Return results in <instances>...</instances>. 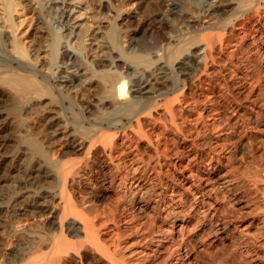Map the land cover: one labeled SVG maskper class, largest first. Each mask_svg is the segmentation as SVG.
I'll list each match as a JSON object with an SVG mask.
<instances>
[{"label":"bare ground","instance_id":"1","mask_svg":"<svg viewBox=\"0 0 264 264\" xmlns=\"http://www.w3.org/2000/svg\"><path fill=\"white\" fill-rule=\"evenodd\" d=\"M38 2L44 15H56L52 27L62 32L49 35L48 57L58 50V63L37 66L42 38L30 50L16 34L22 2L0 0L12 30L0 31V151L18 162L9 166L0 154V264H185L195 241L192 222L210 248L235 234L247 245L264 219L245 208L244 187L236 189L239 178L231 173L247 150V130L264 117V100L247 89L253 58L247 46L256 37L232 42L253 23L264 62V0L210 2L204 6L210 19L199 27L170 3L166 14L186 24L152 59L139 52L136 38L119 49L116 28L108 38L101 34L97 48H88L81 32L80 50L72 48L65 42L75 35L67 1ZM46 66L50 73L41 70ZM109 67L113 73L97 72ZM83 70L96 81L86 83ZM34 114L37 123L26 128ZM187 152L203 170L173 161ZM105 197L112 204L101 209L95 202ZM135 230L156 244L140 257L120 237Z\"/></svg>","mask_w":264,"mask_h":264},{"label":"rangeland","instance_id":"2","mask_svg":"<svg viewBox=\"0 0 264 264\" xmlns=\"http://www.w3.org/2000/svg\"><path fill=\"white\" fill-rule=\"evenodd\" d=\"M11 1L12 2L14 1L22 2V5H19L18 12L14 14V16L16 18V24L18 27V30H17L18 32H16V34L18 37L22 39V42L24 43V45L27 48H30V50H32L34 49V43H33L34 39L37 37L42 38L43 43H41V47L43 48L41 49V52H39L40 58H39L37 66H40L41 63H58L59 62L58 50L54 52L55 56L57 54V56L54 57L55 60L52 59L51 61L49 57L51 56L50 53L52 49H50V46H48L50 44L49 40L51 37L49 35L54 36V34H57V35L62 34V32L60 33V31L56 29V25L53 26L54 28L52 27L53 21H54L53 18L56 15L54 13H51L50 15H47V14L44 15L42 12V7L40 3L38 2L39 0H11ZM66 1H67V4L64 5L65 11L67 12L66 14L71 18V25L72 27H74V31H75V35H73L70 38L67 37V39H65V42H67L69 46L80 50L81 48L79 46V44L81 43L80 34L82 32L84 33L85 36H87L84 40L86 41V45L88 46V48L91 46V44H92V47L93 45H95L96 46L95 48H97L98 46L100 45L102 46L104 44V42H102L104 39L101 38L102 35H105L104 37L108 38V35H109L108 32L116 28L119 31V35H120L119 45H118L120 46L119 49L126 51L129 48V39L136 38L139 41V50L143 49L142 51H144V54H149V55H146L148 56V58L152 57L156 53V51L158 52L160 50H163L162 48H165V47H162V46H165L168 42H169L168 44H170V42L173 41L171 39H173V37L176 38V36L179 34L178 33L179 29L182 28L184 24H186L184 22L187 19L192 20V21L194 20V22H196L194 24L195 27L197 26L199 27L202 24V22L209 20L210 18H206L205 13H204L206 9V7L204 6H207L208 3L211 2V3H218V4L219 3L228 4V0H167V1L166 0H66ZM172 2L175 4L179 3L178 5H180L179 6L180 7L179 10L181 12L180 14H182V12L187 13L186 20L182 19L181 16H178V18L176 19V16H172L168 13L166 14L165 7L169 6L170 3L172 4ZM3 13H4L3 6L0 4V18H2L0 19V26H1L0 31L3 34L11 35L12 30L8 28V24L3 19L5 17V14ZM163 16L167 17L168 20L167 19L164 20ZM120 17L123 18L124 20L118 22V19H120ZM261 17H262V20L264 21V13L262 14ZM157 22H161V26L157 25ZM254 27L256 28V25L253 26V23L250 25H247V28L244 30V33L238 34L235 37L232 44L234 43L238 44V42H241V41L243 42L245 40H247V44H248L249 42L253 40V37L254 38L256 37L255 41H257L258 43L254 44V46H250V45L249 47L247 46V50L250 51V52L247 51V56H251L250 54L251 52H253L252 53L253 58L251 62L249 63L250 65L247 63V67H248L247 69V74H248L247 89L252 91L255 96L256 94L258 95V92H260V94H262V100H264V95H263L264 94V76H263L264 72H262L264 71V62L261 56L262 55L261 52L263 51L262 49L263 43H262V40L259 39V36L253 33V30H255ZM145 33H146V36H145ZM252 33H253V36H252ZM241 37L243 38V40L241 39ZM45 38H47V40ZM244 38L246 39L244 40ZM95 39L97 40L95 41ZM63 41L64 40H62V42ZM168 44L166 46H168ZM173 44L174 43L172 42L171 45ZM256 45H257V48H256ZM36 48L38 47L36 46ZM141 50L139 52L142 53ZM97 51L99 52V49ZM145 51H148V52L145 53ZM48 53L50 55L49 57H48ZM119 53L120 52L116 53L115 58L116 57L117 59L121 58ZM31 55H34V52H32ZM259 55L261 56L262 61L260 60V58H258L260 57ZM72 56L73 54H71V57ZM34 58L35 57H33V59ZM253 59H255L256 61H253ZM222 60L224 61V64H222L223 63L222 61L221 65L227 66L226 65L227 63L225 62L226 59L224 58ZM30 62L33 63L32 60ZM84 62L89 63L90 61L85 60ZM213 68L214 69H212V72L217 70L216 69L217 67L214 66ZM41 70L46 73H50L49 69H47V66L44 68L41 67ZM108 71L110 73L111 72L113 73V70H111L110 67L101 68L97 70V72H99L100 75L101 73L104 75ZM109 72L107 74H109ZM90 73H91L90 70L88 71L83 70L80 73V75L83 76V80L84 79L86 80V83H89L90 81L95 82L97 79V78H92V74ZM261 73L263 75H261ZM68 80H72V79L68 78ZM249 83H250V86L248 85ZM73 93L75 94V92ZM83 99L84 98L80 97V99L78 100L80 103H82ZM45 104L46 103H44V106ZM26 118H25L26 123L23 121L24 124L27 125V126L24 125L26 128L29 126V124L34 125V123H37L35 120L37 118L35 114L30 115ZM255 127H252L247 130V135H248L247 136L248 143H247V150H246L247 152L245 151V153L243 155L240 154V156L237 155L238 159L241 157L240 159L242 160L239 159L240 163L233 170V172L231 173V176H235L239 178L238 183L236 182L235 184L236 189L241 188V191H242V187H244L242 192L245 193L246 198H248V200L246 198L245 200H243L245 203V208H247L246 204L251 209L256 208V212L258 213V218L263 220L264 219V212H263V209H264V191H263L264 189V148H261L262 146L260 147V144L262 143L264 144V117L261 119L259 126L257 125ZM218 130H220V128ZM215 132H218V131L215 130ZM256 146H258L260 149L257 150ZM0 152H1L0 153L1 155L3 156L5 155L4 157H6L7 165L9 166H11V164H13V166L18 165V162H13V159L9 157V154L8 155L4 153L2 154V152H4L2 149ZM192 158H193V153L187 152L185 155H179L175 157L173 161L178 162V164L182 168L188 171H191L193 173H198L200 170H203L204 165L201 166L199 164H195ZM261 167H263L262 170H261ZM107 177L108 179H110L109 176ZM248 188H249L250 193L248 191ZM259 188H261L260 189L261 193L259 192ZM105 192L107 196H109V194L112 193L110 192L109 189L107 191H104V193ZM246 193L248 194V196ZM104 199L105 200H103L102 198V201L100 199L98 200V202H95V203L101 209L102 208L108 209V207H110V204H112L110 203L111 200L107 201L109 197H105ZM189 199L192 200V196H190ZM247 201H250V202H247ZM87 205L91 206V203L89 204L87 203ZM92 205H95V204L92 203ZM236 208L238 209L239 212H242L245 210L243 205L240 207H236ZM261 222L262 223L259 224V227H258L259 229L257 230L258 232L256 231V229H253V234L255 235L254 237L252 236V238H250L251 242L247 240L249 241L247 245L244 246L245 243L243 242V240L239 238L237 234H235V236L231 238L230 241H226L223 244L220 243L215 248H210L207 245L208 241L206 240L204 241V239L202 240L201 237L198 236L197 228H196L197 225L194 222H192L191 224H189L190 226L189 229H191L190 234H191V237H194L195 241L192 242V245H190L191 247L188 246L186 253H188L189 258L186 260L185 264H264V220ZM247 223H248V219H247ZM22 230L23 229L20 228L18 231L21 232ZM4 231L5 230H3L0 227V237H5L3 236ZM139 231L140 232H137L135 230L136 232L135 234L127 233L124 236L122 235L120 236L124 245L128 243L127 245L129 247H133L132 250L137 252L136 256L138 255V257L142 256L143 254L141 253V255H139L138 253L139 251L140 252L145 251V253L146 252L149 253L150 249L155 248L156 246V244H153L151 241L150 242L148 241V243L145 242L147 238H146V235L144 234V231L143 230H139ZM259 232L261 234H259ZM252 240L256 242V243L254 242L255 244H253L254 247L256 245L255 248H253ZM145 246L146 248L148 247L149 250L146 249Z\"/></svg>","mask_w":264,"mask_h":264}]
</instances>
